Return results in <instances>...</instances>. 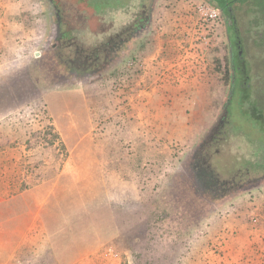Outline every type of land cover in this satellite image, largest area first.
Returning a JSON list of instances; mask_svg holds the SVG:
<instances>
[{"label": "rangeland", "instance_id": "1", "mask_svg": "<svg viewBox=\"0 0 264 264\" xmlns=\"http://www.w3.org/2000/svg\"><path fill=\"white\" fill-rule=\"evenodd\" d=\"M57 9L0 0L4 133L18 121L60 137L40 145L37 180L0 196V264H134L147 226L167 264H264V226L240 217L264 207V170L234 175L264 164V0H151L144 24L93 55L68 44ZM229 105L248 161L222 164L207 139ZM188 201L201 214L174 245L158 217Z\"/></svg>", "mask_w": 264, "mask_h": 264}, {"label": "trees", "instance_id": "2", "mask_svg": "<svg viewBox=\"0 0 264 264\" xmlns=\"http://www.w3.org/2000/svg\"><path fill=\"white\" fill-rule=\"evenodd\" d=\"M57 2V14L63 24L65 40L74 50L86 55H93L98 50L112 45L116 39L144 24L148 16L151 0H122L106 9L95 3L83 5L79 0H57ZM219 11L221 20L225 21L226 29V17L221 9ZM42 127L37 133L25 135L21 129L20 122L16 121L10 124L11 129L5 135V124L0 122L1 197H11L12 192L17 189L26 190V178H29V182L30 180L33 181V179L37 180L41 176L39 175L40 172L42 170L46 171V163L42 159L41 151H39L40 145L50 146L55 139L60 140V137L50 128ZM47 136H50V141ZM10 139H13V141H8ZM207 140L213 149V155L222 164L223 161L234 164L239 161H248L244 159L243 154V157H241L239 150L244 143L243 141L248 142L249 140L246 135H241L235 125L232 105L223 109L220 119ZM230 144H232L235 154L226 153V148ZM23 145L25 146L24 149L21 148ZM245 167L241 164H236L235 171L237 172L234 175L255 174L259 170H264V164L260 169L255 167L253 163L245 164ZM237 179H240V177H237ZM190 204L188 201L178 204L174 208L168 207L167 211H163L158 217L159 223L167 222L166 224L169 225L168 230H176L174 232L175 236L172 235L173 233L170 235L176 240L174 245H181L183 242L182 234L197 225L195 223L196 216L199 217L201 214L199 206L201 204L197 202L192 206ZM251 206L246 205L241 210V222L251 228L263 227L264 207L257 210L253 205ZM252 209L253 213L250 214ZM159 230L158 227L147 226L141 231L143 234L139 239L137 241L134 240L136 242L133 252L134 264H167L165 259L159 254L160 246L163 244H158V242L162 237L154 233ZM139 231L140 229L137 228L136 232ZM166 257L164 256V258Z\"/></svg>", "mask_w": 264, "mask_h": 264}]
</instances>
